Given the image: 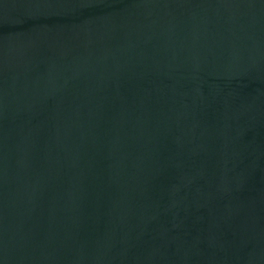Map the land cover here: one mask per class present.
Wrapping results in <instances>:
<instances>
[{
  "label": "water",
  "instance_id": "water-1",
  "mask_svg": "<svg viewBox=\"0 0 264 264\" xmlns=\"http://www.w3.org/2000/svg\"><path fill=\"white\" fill-rule=\"evenodd\" d=\"M0 264H264V0H0Z\"/></svg>",
  "mask_w": 264,
  "mask_h": 264
}]
</instances>
